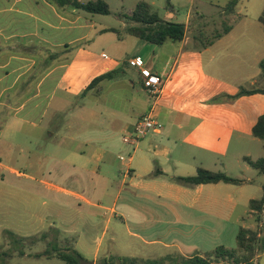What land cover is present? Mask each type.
<instances>
[{"label": "crops", "instance_id": "0c3cea01", "mask_svg": "<svg viewBox=\"0 0 264 264\" xmlns=\"http://www.w3.org/2000/svg\"><path fill=\"white\" fill-rule=\"evenodd\" d=\"M229 2L221 6V18L230 31L203 47L196 30L209 18L192 10L181 42L153 45L102 33L113 27H97L94 15L59 7L53 0H0V123L5 126L0 135L7 127L30 137L46 121L44 134L35 135L52 144L44 143L43 151L9 168L29 180L14 183V196L31 218L41 219L45 212L56 217L63 227L57 231L74 239V249L93 264L110 256L168 257L167 264H180L205 257L212 249L207 243L218 236L237 239L241 228H257L250 202L262 198L264 176L254 177L244 158L259 159L248 147L259 141L253 128L264 115V93L237 95L242 89H264L259 21L264 0L256 1L261 12L254 19L245 14L242 0L226 17ZM147 3L153 8L155 1ZM169 6L163 18L173 21L177 10L172 2ZM120 20L122 30L126 24ZM105 34L112 35L113 56L85 46L92 35ZM135 58L163 79L156 102L143 88L140 68L129 63ZM114 71L112 79L83 96L95 78ZM114 88L119 95L107 106L102 96ZM75 100L80 110L70 116ZM151 108L157 129L135 147L125 144L123 136ZM25 124L33 130H23ZM199 168L245 182L188 187L172 180L193 176ZM235 168L240 175L233 174ZM46 196L61 198L47 210ZM259 226L264 235V217ZM6 231L22 233L5 229L2 235ZM253 263L264 264V252Z\"/></svg>", "mask_w": 264, "mask_h": 264}, {"label": "rangeland", "instance_id": "374dc122", "mask_svg": "<svg viewBox=\"0 0 264 264\" xmlns=\"http://www.w3.org/2000/svg\"><path fill=\"white\" fill-rule=\"evenodd\" d=\"M88 1V0H83ZM112 10V14L105 16V15H94L93 18L95 20L96 26L104 27H113L121 29L123 22L120 20L121 16L129 14L130 10L134 8V6L140 0H106ZM152 0H146V2H151ZM155 3L153 4L154 11H156L161 17L166 16L167 7L169 6L170 2L175 5L177 10L176 18L172 19L174 22L178 23H185L187 21L188 13L192 10L193 14L197 15V13L204 14L208 21H206V33H211L215 30H222V18L221 6L225 5L228 0H193V3H190L189 0H154ZM257 0H242L243 9L245 14L249 18H256L261 12L260 5L256 4ZM242 5V3H241ZM245 6V7H244ZM260 7V8H259ZM86 16L89 14L82 13ZM91 17V16H90ZM211 18V19H210ZM195 19V18H194ZM191 22V21H190ZM194 22V21H193ZM191 28V25L189 26ZM215 29V30H214ZM93 34V33H92ZM112 35L105 34L101 38L95 36H91L89 41H86L85 46L91 47L95 50H104L105 55L113 56L116 53L115 46L111 45L110 39ZM94 38V40H93ZM100 39V40H99ZM135 39V38H131ZM132 41V40H129ZM123 47H126V50L130 51L131 45L124 43ZM131 54V53H129ZM104 55V56H105ZM122 59L126 58L121 57ZM131 68V67H130ZM132 70L130 69L127 74L120 75L121 79H126L129 74H131ZM119 79V80H121ZM124 79V80H125ZM116 88L109 90L107 89L104 93L103 100L107 106H110L111 99L113 100L114 96L119 95V91H115ZM80 107L78 105V101H74L72 105H70L68 109V113L70 116H75L78 114ZM11 123V121H10ZM47 122H42V128L34 129L35 134L42 135L44 134L43 126H46ZM65 124V123H64ZM14 126L15 124H11ZM3 123H0V128H4ZM23 130H33V128L25 124L22 127ZM27 136L23 133H18L17 130L14 128H5L3 134L0 135V264H65L64 261L52 257L47 258V256H38V254L45 252L47 249L52 250V247L48 245L49 241H55L56 236L54 233L49 229L58 230L63 228L62 223L53 215L45 212V216L41 219L31 218L30 215L27 214L24 205L21 203V199L19 197L14 196V189L13 185L16 181H29L25 179H20L18 176L12 172L10 169L17 166V164L22 163L25 159L34 157L36 153L35 150L39 153L40 150L43 151V144L45 140L36 137V135ZM61 138L65 136V133H62ZM37 144V145H36ZM52 147L51 143H45ZM20 146L25 148L24 151H21ZM53 148H50V150ZM248 149L250 150L251 154L254 156L255 159L264 156V148L262 141H257L253 144H250ZM32 152V154L30 153ZM245 161V158H244ZM246 162V161H245ZM10 168V169H9ZM17 168V167H16ZM22 172L27 174L32 173V170L29 168L25 169L23 167H18ZM233 174L240 175V171L235 168L233 170ZM234 175V176H235ZM252 175L254 177H258L259 174L256 170H253ZM61 196H46L44 201L48 203L46 205V209H49L52 200L60 201ZM46 203V204H47ZM42 209V208H41ZM5 229L15 230L22 233H17L22 238L26 236H35L38 231L47 229L49 231L48 238L46 240H39L36 244L30 245L31 240H25L23 242H13L11 241V237H8L5 233L2 235V232ZM15 235V234H14ZM15 235V237H19ZM39 237L40 235H36ZM109 237V236H108ZM57 242L60 247L65 246L63 242L64 236L59 234L57 236ZM72 239V238H70ZM12 242V243H11ZM225 244V246H230V248L237 247L236 239H228L225 237L224 239L218 238L213 239L212 244L207 243V247H211L215 250L217 247H220V243ZM219 244V245H217ZM71 241L69 246H71ZM212 249H210L212 252ZM24 252V255L21 253ZM87 260L92 263V259L87 257ZM103 260V259H102ZM101 260V261H102ZM100 261V262H101ZM218 264H234V262L230 259H218ZM254 261V260H253Z\"/></svg>", "mask_w": 264, "mask_h": 264}, {"label": "trees", "instance_id": "16d2710c", "mask_svg": "<svg viewBox=\"0 0 264 264\" xmlns=\"http://www.w3.org/2000/svg\"><path fill=\"white\" fill-rule=\"evenodd\" d=\"M56 5L62 8L74 9L79 12L89 15H111L112 10L106 0H53ZM240 0H230L224 7L223 14L227 17L235 12L236 6ZM171 8L170 6L167 7ZM125 20V27L120 30L110 28L102 30V33H114L119 40L126 36H131L139 40L148 42L153 45H163L166 42H181L186 33V25L183 23L173 22L161 17L150 4L140 1L136 4L133 10L124 16L120 17ZM260 23L264 28V11L259 17ZM206 25H201L196 30V38L203 47L212 45L217 39L227 34L231 27L225 23L222 30H215L211 33H206ZM260 68L264 77V59L260 62ZM118 72H110L95 78L92 83L83 92V96L91 94L93 89L97 88L100 83L112 79ZM260 92L264 93V89H255L246 91L242 89L237 96H242L248 93ZM235 99V97H230ZM253 136L263 143L264 148V115H262L255 127L253 128ZM245 161L258 173L264 176V156L253 161L249 157H245ZM155 174H158L157 172ZM175 183L183 186H196L200 184H212L224 182L228 184H243L245 181L232 178L223 172H215L204 168H199L197 173L193 176H176L172 179ZM250 208L254 210L255 221L258 224L256 229L241 228L237 235V247L226 248L223 246L217 247L212 252L205 255V257L195 256L189 260H182L180 264H218V259H230L234 264H254L253 260L260 252H264V235H260L259 224L264 217V182H263V196L259 200H252ZM56 236L55 241H49L48 245L52 250L47 249L45 252L38 254V256H47V258L56 257L65 262V264H81L84 260L83 256L74 249V239L64 237L63 242L65 246L60 247L57 242V236L60 234L55 229H49ZM5 234L11 237L13 242H23L31 240L30 245L36 244L39 240L43 241L48 238L49 231L40 234L39 237H15L14 233L6 231ZM71 241V246L69 243ZM12 243V242H11ZM24 255V252L21 253ZM168 257H163L156 260H141L133 257L110 256L103 259L100 264H167Z\"/></svg>", "mask_w": 264, "mask_h": 264}, {"label": "built area", "instance_id": "2783aa9c", "mask_svg": "<svg viewBox=\"0 0 264 264\" xmlns=\"http://www.w3.org/2000/svg\"><path fill=\"white\" fill-rule=\"evenodd\" d=\"M129 63L134 67L140 68L143 88L150 98L156 102L163 88V79L159 75L145 69L144 61L141 58L131 59ZM157 127L158 122L154 117L153 108H151L148 113L141 117L135 126L123 136V142L131 147H135L150 131L157 129ZM120 159L124 160V157L121 156Z\"/></svg>", "mask_w": 264, "mask_h": 264}, {"label": "water", "instance_id": "95a60500", "mask_svg": "<svg viewBox=\"0 0 264 264\" xmlns=\"http://www.w3.org/2000/svg\"><path fill=\"white\" fill-rule=\"evenodd\" d=\"M81 264H93V263L86 261V260H83V261H81Z\"/></svg>", "mask_w": 264, "mask_h": 264}]
</instances>
